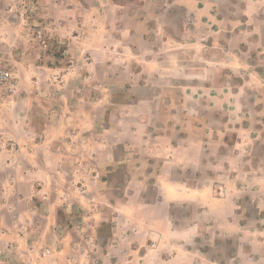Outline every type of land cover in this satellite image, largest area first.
Masks as SVG:
<instances>
[{
  "label": "crops",
  "instance_id": "0c3cea01",
  "mask_svg": "<svg viewBox=\"0 0 264 264\" xmlns=\"http://www.w3.org/2000/svg\"><path fill=\"white\" fill-rule=\"evenodd\" d=\"M31 1L30 18L46 48L40 49L41 68L56 74L72 61L68 75L84 77L85 93L98 64L119 51L142 60L139 45L153 28L166 27L158 17L141 15L143 0ZM258 4L264 7V0ZM156 42L164 45L160 55L153 52L156 67L137 74L153 76L150 105L161 109L169 107V36ZM127 66L118 75L135 76ZM82 100L88 105L87 96ZM18 102L7 105L8 116L0 110V136L12 145L0 150V264H264V181L248 195L237 180L203 173L191 185L175 176L178 169L202 167L205 134L192 147H174L163 130L116 131L118 153L102 149L96 178L87 164L93 120L75 131L73 112L66 115L64 105L51 109L40 101L36 115L24 99L17 111ZM134 120L142 123L141 116ZM66 157L85 163L66 165ZM215 187L229 190L217 196Z\"/></svg>",
  "mask_w": 264,
  "mask_h": 264
},
{
  "label": "rangeland",
  "instance_id": "374dc122",
  "mask_svg": "<svg viewBox=\"0 0 264 264\" xmlns=\"http://www.w3.org/2000/svg\"><path fill=\"white\" fill-rule=\"evenodd\" d=\"M258 1L143 0L141 15L158 17L166 27L155 33L153 28L147 42L139 45L146 53L142 60L133 62L119 51L112 60L98 64L85 93L84 77L68 75L74 70L72 61H65L67 68L56 74L41 68L45 61L39 53L46 48L36 19L30 18L33 1L0 0V68L11 73L17 86L11 94L8 83L0 85V110L8 116L7 105L19 101L16 110L21 112L24 99L36 115L40 101L51 109L64 105L66 115L73 112L75 131L85 129V119L93 120L87 132L93 136L87 164L96 178L104 163L102 149L116 145V131L163 130L169 132V145L174 147H192V141L205 134L209 139L202 167L178 169L175 176L191 185L201 181L203 173L220 181L237 180L241 193L255 195L256 186L264 181V7ZM163 35L169 36V107L156 109L150 105L149 72L156 67L153 52L164 51V45L156 42ZM127 64L137 70L135 76L118 75L126 72ZM140 68L149 72L139 76ZM86 96L88 105L82 100ZM140 101L148 105L137 107ZM157 115L169 119L160 124ZM134 116H141L142 123ZM108 132L106 138L101 136ZM7 144L0 136V150ZM112 149L118 153L116 146ZM66 158V165L85 163ZM228 190L215 187L214 194Z\"/></svg>",
  "mask_w": 264,
  "mask_h": 264
},
{
  "label": "built area",
  "instance_id": "2783aa9c",
  "mask_svg": "<svg viewBox=\"0 0 264 264\" xmlns=\"http://www.w3.org/2000/svg\"><path fill=\"white\" fill-rule=\"evenodd\" d=\"M8 83V92L15 94L17 91L16 84L12 81V75L8 70L0 68V85Z\"/></svg>",
  "mask_w": 264,
  "mask_h": 264
}]
</instances>
